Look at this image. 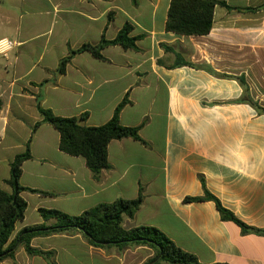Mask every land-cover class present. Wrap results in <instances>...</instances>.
I'll list each match as a JSON object with an SVG mask.
<instances>
[{
    "label": "crops",
    "instance_id": "crops-1",
    "mask_svg": "<svg viewBox=\"0 0 264 264\" xmlns=\"http://www.w3.org/2000/svg\"><path fill=\"white\" fill-rule=\"evenodd\" d=\"M216 1L227 6L215 7L210 33L185 37L166 31L171 0H0V189L11 192L10 164L31 141L20 185L49 193H21L25 217L7 245L44 223L40 209L78 216L134 200L143 188L125 229L155 227L201 264H264V235L222 220L213 201H184L206 189L239 221L264 230V0ZM58 14L61 27L48 26ZM126 24L138 51L109 46L105 60L76 54L63 75L55 74L59 64H43L40 47L62 45L63 59L115 39ZM178 58L191 65L175 66ZM126 95L120 123L140 127L145 143L110 142V169L99 180L83 157L60 151L50 124L33 132L42 121L37 97L56 116L87 114L82 125L100 127ZM31 246L53 252L56 264H146L154 256L145 246L97 248L77 231L36 237ZM0 264L49 262L18 245L15 258Z\"/></svg>",
    "mask_w": 264,
    "mask_h": 264
},
{
    "label": "trees",
    "instance_id": "trees-1",
    "mask_svg": "<svg viewBox=\"0 0 264 264\" xmlns=\"http://www.w3.org/2000/svg\"><path fill=\"white\" fill-rule=\"evenodd\" d=\"M218 5L227 6L216 0H171L166 31L185 37L208 35L212 30L214 9ZM131 32L132 27L126 24L113 40L108 41L103 37L98 45L85 44L77 50H72L68 57L60 60L55 74L63 75L66 66L76 54L89 52L93 57L105 60L102 51L109 46H120L125 50L138 51L136 43L139 37H131ZM183 65L191 64L178 58L175 66ZM240 83L248 92L245 80L240 79ZM37 100V108L42 116V121L35 125L33 132L43 123L50 124L60 134V151L72 157H83L96 180L100 179L103 170L110 169L108 161L110 142L131 138L145 143L139 135L140 127H125L120 123L121 111L130 104L128 95L117 106L111 120L100 127L83 126L81 122L86 120L87 114H83L80 118L56 116L51 109L42 107L39 97ZM246 101L254 104L250 98H247ZM258 110L264 113V109L258 108ZM30 142L26 145L25 153L16 156L10 164V178L6 184L10 187L11 192L8 193L0 189V262L14 259L18 245H24L29 255L42 256L49 264H56L53 261L54 253L33 248L31 246L32 239L77 231L86 238L91 246L97 248L116 247L123 250L130 246L148 247L154 251V256L146 264H201L196 255L179 248L155 227L140 226L130 229L123 227L124 219H133L140 210L144 202L143 188L140 189L139 196L134 200L118 199L112 203H101L78 216H71L58 210L40 209L39 213L44 223L24 228L7 245L14 232L15 224L25 217L27 203L21 193L27 191L49 195V193L24 188L20 185L22 165L32 159ZM184 201L186 203L213 201L216 203L222 220L235 222L242 228L244 234L264 235V230L251 228L239 221L206 189L204 196L187 197ZM50 220H55V223L48 225L47 222Z\"/></svg>",
    "mask_w": 264,
    "mask_h": 264
},
{
    "label": "rangeland",
    "instance_id": "rangeland-1",
    "mask_svg": "<svg viewBox=\"0 0 264 264\" xmlns=\"http://www.w3.org/2000/svg\"><path fill=\"white\" fill-rule=\"evenodd\" d=\"M59 17L55 16V19H52L51 17L48 18L47 25L51 26V24L55 25L56 28L61 27L62 25V19H61V14H58ZM65 51V47L62 45H49L46 48L45 47H40L39 52L42 53L44 52V63L47 66H54L56 67L57 64H59V60H61L62 55Z\"/></svg>",
    "mask_w": 264,
    "mask_h": 264
}]
</instances>
